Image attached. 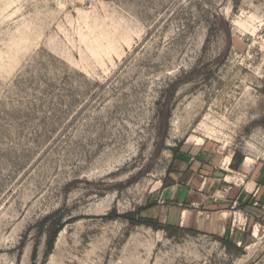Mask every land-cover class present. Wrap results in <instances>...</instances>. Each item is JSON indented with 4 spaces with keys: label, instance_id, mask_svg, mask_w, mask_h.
<instances>
[{
    "label": "rangeland",
    "instance_id": "1",
    "mask_svg": "<svg viewBox=\"0 0 264 264\" xmlns=\"http://www.w3.org/2000/svg\"><path fill=\"white\" fill-rule=\"evenodd\" d=\"M202 146L264 185V0H0V264H264V203L236 239L107 219Z\"/></svg>",
    "mask_w": 264,
    "mask_h": 264
},
{
    "label": "crops",
    "instance_id": "2",
    "mask_svg": "<svg viewBox=\"0 0 264 264\" xmlns=\"http://www.w3.org/2000/svg\"><path fill=\"white\" fill-rule=\"evenodd\" d=\"M206 153L202 146L196 159L180 170L179 178L176 173L171 174L173 183L160 193L161 200L167 203L166 209L162 214L153 210L150 215L162 224L205 236L223 237V233L232 229L234 239L243 237V231L233 227V221L236 216H252V212L262 206L259 204L264 203V185L259 183L262 174L256 170L248 176L243 173L222 175L221 168L209 162ZM251 202L252 208L241 207Z\"/></svg>",
    "mask_w": 264,
    "mask_h": 264
},
{
    "label": "trees",
    "instance_id": "3",
    "mask_svg": "<svg viewBox=\"0 0 264 264\" xmlns=\"http://www.w3.org/2000/svg\"><path fill=\"white\" fill-rule=\"evenodd\" d=\"M176 154V153H175ZM231 169L233 170H236V166L234 164H231L230 165ZM175 171H169L167 172V175L165 177V179L162 181V188L166 187V186H169L173 183V180L171 178V174H174ZM261 205V204H259ZM241 207L245 208V209H248V208H252L253 207V202L249 203V204H244L242 205ZM259 209V207H257ZM149 209V207H146V208H143V209H140L138 211V218L136 220H134L132 217V214L128 213V214H124V215H115V214H112V215H108L107 216V219H114V218H121V219H124V220H127L129 221L130 223H133V224H138V225H145V226H148V227H152V228H165V229H168V230H181V231H184L186 233H191V234H200L198 232H195L193 230H186V229H182V228H178V227H175V226H170V225H167V224H162L160 223L156 218H152V217H141V213L147 211ZM254 209V208H253ZM256 209V208H255ZM246 211V210H245ZM255 212H257L256 210H254ZM247 212V211H246ZM249 213V212H247ZM250 214V213H249ZM255 214L252 212V215ZM251 215V214H250ZM69 221V220H68ZM65 222V223H69V222ZM65 224H61V219L58 218L57 222L54 224V229H53V232L51 233L50 235V240H49V243H48V251H50L53 247V244L55 242V239L58 235V233L62 230V228L64 227ZM214 237V236H212ZM222 240V239H221ZM224 243L226 244H229V242H226L225 240H222ZM232 244H234V242H230Z\"/></svg>",
    "mask_w": 264,
    "mask_h": 264
},
{
    "label": "built area",
    "instance_id": "4",
    "mask_svg": "<svg viewBox=\"0 0 264 264\" xmlns=\"http://www.w3.org/2000/svg\"><path fill=\"white\" fill-rule=\"evenodd\" d=\"M191 162H193V158L190 159V162H189V163H191ZM157 203L160 205L161 208H162V207L164 206V204H165V202H164L163 200H161V199H159V200L157 201Z\"/></svg>",
    "mask_w": 264,
    "mask_h": 264
}]
</instances>
